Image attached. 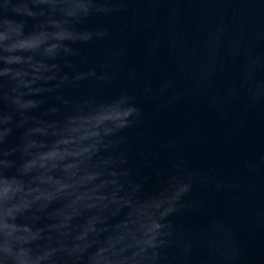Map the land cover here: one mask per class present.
Segmentation results:
<instances>
[{
	"label": "water",
	"instance_id": "95a60500",
	"mask_svg": "<svg viewBox=\"0 0 264 264\" xmlns=\"http://www.w3.org/2000/svg\"><path fill=\"white\" fill-rule=\"evenodd\" d=\"M76 2L0 0V178L21 246L95 264L190 181L152 264H264V0Z\"/></svg>",
	"mask_w": 264,
	"mask_h": 264
},
{
	"label": "clouds",
	"instance_id": "9594fccd",
	"mask_svg": "<svg viewBox=\"0 0 264 264\" xmlns=\"http://www.w3.org/2000/svg\"><path fill=\"white\" fill-rule=\"evenodd\" d=\"M71 7L72 10L80 9L85 12L89 10L80 0ZM68 14L71 15L72 11ZM5 38L6 34L0 32V41ZM135 111L134 108L129 107L116 119L126 123L125 118ZM96 122L100 123L99 120ZM94 134L86 130L83 136ZM63 142L67 143V141ZM190 187V181L174 184L171 191L162 194L153 202L154 211L141 223L137 230L139 235H133L128 243L119 248L105 249L106 255L95 261V264H152L157 257L156 250L167 243L166 237L170 235L165 231L167 226L163 223V219L174 209L176 202L190 190ZM12 192L11 183L0 178V264H41L45 257L34 255L29 249L22 247V238L15 235L14 226L8 225L4 220V209Z\"/></svg>",
	"mask_w": 264,
	"mask_h": 264
}]
</instances>
